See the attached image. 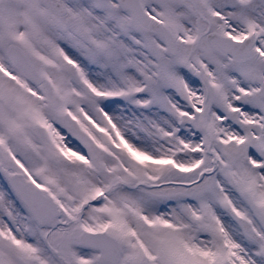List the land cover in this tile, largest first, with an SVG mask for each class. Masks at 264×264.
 <instances>
[{
	"label": "snow or ice",
	"instance_id": "obj_1",
	"mask_svg": "<svg viewBox=\"0 0 264 264\" xmlns=\"http://www.w3.org/2000/svg\"><path fill=\"white\" fill-rule=\"evenodd\" d=\"M0 264H264V0H0Z\"/></svg>",
	"mask_w": 264,
	"mask_h": 264
}]
</instances>
